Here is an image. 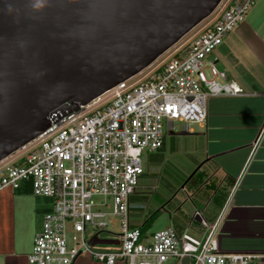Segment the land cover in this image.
<instances>
[{"label":"built area","instance_id":"built-area-1","mask_svg":"<svg viewBox=\"0 0 264 264\" xmlns=\"http://www.w3.org/2000/svg\"><path fill=\"white\" fill-rule=\"evenodd\" d=\"M257 1H225L215 21L144 82L117 84L76 112H52L40 135L0 161V192L27 188L33 197L51 202L26 264H74L80 258L99 264H165L182 258L191 264H250L259 259L218 253L216 233L225 205L210 223L196 214L203 230L200 244L172 227L145 235L129 223L143 152L157 151L175 121L183 123L184 132L189 124L203 123L207 99L241 95L234 85L217 81L220 71L210 58ZM263 139L264 120L247 163ZM109 217L119 221V233H108L116 240L115 250L91 247L90 239L109 227ZM88 229L94 236H87Z\"/></svg>","mask_w":264,"mask_h":264},{"label":"water","instance_id":"water-1","mask_svg":"<svg viewBox=\"0 0 264 264\" xmlns=\"http://www.w3.org/2000/svg\"><path fill=\"white\" fill-rule=\"evenodd\" d=\"M222 1L0 0V161L52 112H76L148 68Z\"/></svg>","mask_w":264,"mask_h":264},{"label":"crops","instance_id":"crops-1","mask_svg":"<svg viewBox=\"0 0 264 264\" xmlns=\"http://www.w3.org/2000/svg\"><path fill=\"white\" fill-rule=\"evenodd\" d=\"M212 59L220 71L217 81L234 85L241 95L207 99L203 123L196 124L195 129H189L183 136L180 132L168 133L172 153L174 137L186 138V153L192 166L184 168L185 183L197 172L201 173L202 180L197 187L199 190L191 193L183 190L184 183L181 189L185 201L179 203L173 198L171 207L161 206L151 228L144 234L172 227L178 234L186 233L191 242L200 244L203 230L196 214L211 220L225 205L216 233L218 253L258 256L259 259L250 264H264V139L247 163L250 146L264 120V0H258L243 22L226 35ZM163 159V155L159 159L150 157L151 167L147 174L142 172L136 187L142 179H156ZM215 190L226 193L219 209L213 205ZM156 196L154 194V198ZM139 201H146V197H137L133 192L129 212L142 210ZM50 209V200L33 197L27 188L0 192V264H26L34 236L40 231L42 216ZM132 217L130 227L139 228L150 217V212L139 216L138 220ZM90 246L113 251L116 240L111 235L102 240L98 234L90 239ZM74 264L99 263L80 258ZM165 264L191 262L189 258H182L170 259Z\"/></svg>","mask_w":264,"mask_h":264},{"label":"rangeland","instance_id":"rangeland-1","mask_svg":"<svg viewBox=\"0 0 264 264\" xmlns=\"http://www.w3.org/2000/svg\"><path fill=\"white\" fill-rule=\"evenodd\" d=\"M224 0L219 7L215 10V12L199 24L196 28H194L188 35H186L181 41H179L174 47H172L169 51L164 53L161 57H159L154 63H152L148 68L143 70L141 73L133 77L131 80L127 82L128 86H135L146 79L151 77L153 73L163 64H165L168 60H170L176 51L185 46V44L195 35H197L208 23H211L217 13L221 10ZM208 79H210L209 73L205 72ZM183 123L175 121L173 123V133H179L182 130ZM189 129H195L196 124H189ZM163 150V162L160 164L159 174L155 178H145L140 181L136 189L134 190V195L137 197H146V201H139L138 204H141L142 210L140 211H132L129 212V219L133 215L132 218L134 220H138L139 216L144 215L146 212H150V215L156 213L160 207L169 208L172 206L173 198L182 203L185 201V194L181 189V186L185 183L186 173L184 171L185 167H191L192 163L189 156L186 153V138L185 137H174V152L170 151L171 140L168 133L165 134V143ZM151 153L144 151L141 158V166L143 172L145 174L148 173L149 167H151L150 162ZM167 185L169 188L165 187ZM154 194L157 196L154 198ZM101 199H95V201H100ZM106 209L105 211H108ZM109 223V227L104 230V233L99 234L100 239H105V237H109L108 233L118 234V219L114 217H109L106 219ZM95 234L94 231L90 229L87 230V236H92ZM71 237L70 229L67 230V238Z\"/></svg>","mask_w":264,"mask_h":264},{"label":"trees","instance_id":"trees-1","mask_svg":"<svg viewBox=\"0 0 264 264\" xmlns=\"http://www.w3.org/2000/svg\"><path fill=\"white\" fill-rule=\"evenodd\" d=\"M184 50H180L176 56H179L183 53ZM164 142H165V136L163 137V140H162V144L160 146V148L151 153L150 157H156V158H160L161 155H162V151H163V146H164ZM201 173L200 172H197L192 178H190L184 185L183 187V190L185 192H188V193H191L193 191H198L199 189H197V187L199 186V184L201 183ZM232 183L229 182V186H231ZM215 193L216 195L213 197V205H215V208L219 209L222 204H223V201L225 200L226 198V193H224L223 191H219V190H215ZM130 200H131V197H130ZM180 214V213H179ZM156 216H157V212L156 213H153L150 215V217L143 223L142 226H140L138 228V230L144 234V232L148 231L152 224L154 223L155 219H156ZM203 216V215H202ZM205 221L207 222H213L214 219L216 218H213L211 220H206L205 217H203ZM174 229V228H173ZM175 230V229H174ZM176 231V230H175ZM177 232V231H176Z\"/></svg>","mask_w":264,"mask_h":264}]
</instances>
